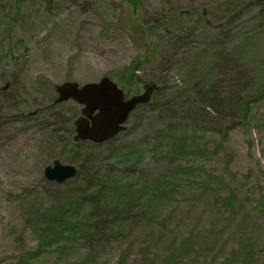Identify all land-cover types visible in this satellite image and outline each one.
Listing matches in <instances>:
<instances>
[{"label":"rangeland","instance_id":"rangeland-1","mask_svg":"<svg viewBox=\"0 0 264 264\" xmlns=\"http://www.w3.org/2000/svg\"><path fill=\"white\" fill-rule=\"evenodd\" d=\"M233 1L0 0V264H241L245 243L250 264L264 260V25L261 6L223 25ZM139 57V77L163 89L111 144L89 147L101 179L114 146L135 152L138 162L111 174L131 209L103 245L68 241L30 259L39 243L30 213L71 200L66 185L43 176L54 160L64 163L69 118L80 110L68 101L51 112L55 85L117 82ZM200 73L211 101L249 102L242 122L191 94ZM142 184L143 197L130 196Z\"/></svg>","mask_w":264,"mask_h":264},{"label":"trees","instance_id":"trees-1","mask_svg":"<svg viewBox=\"0 0 264 264\" xmlns=\"http://www.w3.org/2000/svg\"><path fill=\"white\" fill-rule=\"evenodd\" d=\"M231 5H233L234 10L223 25H230L232 21L238 20L244 12L256 6H261L262 10L257 15V18L262 19L264 25V0H234L231 2ZM196 26L197 25H188L187 32H191ZM164 30L175 37L184 35L185 31L182 29L170 31L165 28ZM203 51L206 50H201L200 55H203ZM142 59L141 57L136 58L134 62L124 67L118 74L117 83L124 90L126 96L137 94L146 83H156L158 87L153 91V98L164 86L159 79L143 81V79L139 77L137 71ZM191 75L193 77V74ZM197 78L200 85L197 90H191V94L194 93L199 96L198 99H200V102L202 100V104H205V108H212L218 117H229L231 121L235 123H240L245 119L249 113L250 104L245 98L240 97L241 94H239L233 102L221 103L220 101H211L209 96L214 88L204 85L207 83V75L200 73L197 75ZM198 104L197 106H199ZM62 105L63 103L54 104L52 102L48 106V109L54 112L55 110L57 111V107ZM75 111L76 109H73V114L71 118H69V133L73 132L72 120L74 118L73 116L77 113ZM177 111L178 109L174 108L173 112L175 114L179 112ZM244 111H246L245 116L242 115ZM167 131L168 129L166 132ZM173 131H175V129H173ZM159 133L164 134L161 131ZM113 140L114 138L105 143L108 145V143L113 142ZM94 145L99 146L88 141L75 143L70 140L67 142V147H63L61 157L64 163H74L78 168L77 174L73 179L61 184L66 185V188L70 190L71 200L67 205H54L49 210L40 213H30V218L34 219L31 228L37 233L39 240L37 248L32 252H28L30 259L38 258L53 245H58L57 247H59L61 244H65L68 241L89 239L95 242V245H103L113 238L112 235L115 234L116 229L120 225L117 219L122 218L123 215H125L123 213H127L131 209V206L126 201V197H129V194L124 191V184L120 181H116L111 174L120 171L119 168L126 167L127 164L138 162V160L133 157V153L135 152L126 151V153L123 152L120 154V148L114 146L112 150L108 152V157L103 161L108 165L111 163L108 170L109 173L106 177L103 176V180L98 173L100 167L95 163L93 154L90 153L89 147ZM113 150L116 151V153L113 152ZM170 153H172V151H170ZM46 184L49 186L56 185L52 182H46ZM146 189L147 185L142 184L137 192L132 193L130 196L134 197L139 195L142 198ZM157 192L160 193L159 191ZM144 207L145 205L140 207V209H144ZM85 208L86 214L82 217H78L77 213L80 212V210H85ZM98 209L105 211V214H102L103 212L99 214L100 211H98ZM109 235L110 238H107ZM251 253L252 249L248 243L243 244L242 250L237 252V257L241 258L240 263L250 264ZM222 264H228V259ZM254 264H264V260L257 263L254 262Z\"/></svg>","mask_w":264,"mask_h":264},{"label":"water","instance_id":"water-1","mask_svg":"<svg viewBox=\"0 0 264 264\" xmlns=\"http://www.w3.org/2000/svg\"><path fill=\"white\" fill-rule=\"evenodd\" d=\"M156 84L145 85L142 93L126 98L121 88L108 76L97 82L79 85L64 81L55 85L56 102L72 100L82 106L81 115L74 121L73 141L106 142L125 129L128 115L136 106L148 103ZM77 168L54 160L44 168L46 180L62 184L75 177Z\"/></svg>","mask_w":264,"mask_h":264}]
</instances>
